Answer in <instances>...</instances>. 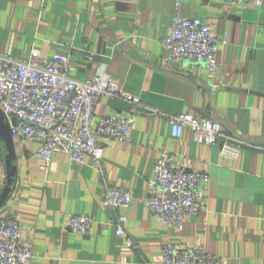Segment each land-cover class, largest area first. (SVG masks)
Listing matches in <instances>:
<instances>
[{
  "label": "crops",
  "instance_id": "0c3cea01",
  "mask_svg": "<svg viewBox=\"0 0 264 264\" xmlns=\"http://www.w3.org/2000/svg\"><path fill=\"white\" fill-rule=\"evenodd\" d=\"M173 0H0V53L28 59L33 51L50 59L68 55L73 76L108 73L139 105L102 96L101 116L133 119L131 142L101 138L100 166L90 157L74 165L53 155L49 170L37 157L38 143L14 140L16 184L0 214L16 216L33 241L29 264H147L166 243L204 247L222 264H264V2L247 6L229 0H183L182 14L207 20L220 44L218 66L170 60L161 41L171 30ZM186 113L222 124L226 134L249 141L235 159L218 145L194 139L186 127L173 137L168 115ZM161 147L176 165L209 174L207 208L185 218L178 230L159 222L146 206ZM7 184L0 163V195ZM128 189V207L104 205L107 187ZM67 214H87L89 234L65 226ZM133 245L117 234L118 218Z\"/></svg>",
  "mask_w": 264,
  "mask_h": 264
},
{
  "label": "built area",
  "instance_id": "2783aa9c",
  "mask_svg": "<svg viewBox=\"0 0 264 264\" xmlns=\"http://www.w3.org/2000/svg\"><path fill=\"white\" fill-rule=\"evenodd\" d=\"M247 6H262L264 0H229ZM174 13L171 30L161 41L170 60L203 62L210 71L218 66L220 44L228 43V35L218 38L211 24L201 18H187L182 14L183 0H173ZM75 66L70 57L57 53L52 58L41 57L33 51L28 59H18L0 53V109L10 123L14 140L38 143L36 156L42 159V168L49 170L53 155L66 153L74 165L84 164L90 157L100 166L104 145L101 138L131 142L133 119L130 117L101 116L92 123L102 96L139 105V97L126 94L118 81L108 73L88 79L73 76ZM173 137H181L186 127L194 139L208 145H221V155L235 159L249 141L237 139L222 130V124L210 118L180 113L168 115ZM4 156L0 148V163ZM209 174L188 170L175 164L172 153L164 147L159 150L151 180L152 195L146 206L153 216L168 227L182 230L185 218L197 215L207 208L202 184H209ZM132 193L122 187H107L104 205L111 208L128 207ZM125 215L118 218L117 234L132 240L124 230ZM64 223L70 230L89 234L94 219L87 214H67ZM33 241L26 240L20 219L0 214V264H29L33 259ZM223 259L204 247H182L166 243L162 256L147 264H222ZM49 264H61L58 258Z\"/></svg>",
  "mask_w": 264,
  "mask_h": 264
},
{
  "label": "water",
  "instance_id": "95a60500",
  "mask_svg": "<svg viewBox=\"0 0 264 264\" xmlns=\"http://www.w3.org/2000/svg\"><path fill=\"white\" fill-rule=\"evenodd\" d=\"M0 148L4 156V163L7 170V184L0 195V209L11 197L16 184V167L13 164L14 156V139L11 133L10 123L0 109Z\"/></svg>",
  "mask_w": 264,
  "mask_h": 264
}]
</instances>
